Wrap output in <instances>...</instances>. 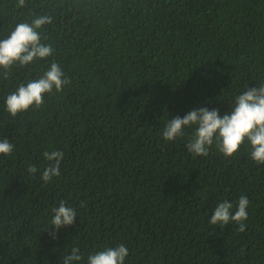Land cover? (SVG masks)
<instances>
[{
    "label": "trees",
    "instance_id": "1",
    "mask_svg": "<svg viewBox=\"0 0 264 264\" xmlns=\"http://www.w3.org/2000/svg\"><path fill=\"white\" fill-rule=\"evenodd\" d=\"M47 14L51 56L0 79V264H63L125 245V264H264V165L247 141L226 158L167 142L169 119L206 107L221 116L264 84V0H0V39ZM56 63L70 81L40 108L11 117L7 95ZM45 151H62L44 184ZM37 167L35 178L27 172ZM247 196L244 232L209 223L220 202ZM60 201L77 219L52 239ZM83 205V206H81Z\"/></svg>",
    "mask_w": 264,
    "mask_h": 264
},
{
    "label": "clouds",
    "instance_id": "2",
    "mask_svg": "<svg viewBox=\"0 0 264 264\" xmlns=\"http://www.w3.org/2000/svg\"><path fill=\"white\" fill-rule=\"evenodd\" d=\"M27 0H15V8L22 9ZM53 22V17L47 14L34 15L30 22H19L7 38L0 39V79L7 80L14 67H26L37 60H43L52 55L54 48L50 44L42 43L41 29ZM70 81L56 63H51L40 77L20 83L15 91L7 95L5 111L11 117L24 113L44 104V95L59 93ZM185 129H193V133L186 145L188 153L193 156H207L210 148L215 147L226 158L232 157L247 141L250 158L257 165H264V84L259 87H248L246 91L235 98L231 112L223 116L218 109L209 110L206 107L195 108L183 118L176 116L169 119L162 131V138L167 142L182 138ZM14 145L5 137L0 139V155L10 156ZM62 151H45L44 159L47 166L39 179L46 185L54 177L60 176V164L63 160ZM27 172L35 178L38 169L29 165ZM83 206V205H81ZM249 200L241 196L238 204L220 202L210 216L209 223L219 228L229 224L238 225L237 231L244 232L245 221L248 218ZM52 218L49 226L54 229L49 232L52 239H56L58 231L70 227L77 219L74 207L60 201L58 207L52 208ZM129 255L128 248L121 244L117 247H107L104 250L90 254L87 264H125ZM63 264H79L83 260L78 247L71 249L70 255L62 257Z\"/></svg>",
    "mask_w": 264,
    "mask_h": 264
}]
</instances>
